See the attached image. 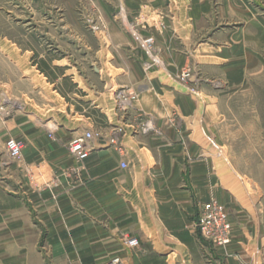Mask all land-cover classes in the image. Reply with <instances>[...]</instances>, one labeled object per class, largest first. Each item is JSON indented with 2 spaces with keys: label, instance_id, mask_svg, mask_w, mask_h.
I'll list each match as a JSON object with an SVG mask.
<instances>
[{
  "label": "crops",
  "instance_id": "1",
  "mask_svg": "<svg viewBox=\"0 0 264 264\" xmlns=\"http://www.w3.org/2000/svg\"><path fill=\"white\" fill-rule=\"evenodd\" d=\"M165 3L120 0L128 22L133 10L161 15ZM205 9L196 0L189 27ZM172 16L138 35L109 30L113 85L138 94L129 119L143 113L150 125L125 136L123 156L108 144L111 132H100L88 159L75 161L68 143L90 130L81 124L51 131L28 122L0 131V138L23 143L22 165L11 161L0 170V264H105L114 257L124 264H264V158L254 155L264 150V97L252 92L264 90V44L246 47L254 36L235 32L216 36L228 47L202 48L208 71L226 77L228 89L244 99L203 90L199 102L177 91L182 38ZM137 36L153 37L159 68L143 70L147 55ZM238 99L242 116L234 110ZM3 156L0 151V169ZM211 199L226 207L231 223L223 247L203 240L196 227L199 207ZM125 237L136 238L137 248L128 249Z\"/></svg>",
  "mask_w": 264,
  "mask_h": 264
},
{
  "label": "rangeland",
  "instance_id": "2",
  "mask_svg": "<svg viewBox=\"0 0 264 264\" xmlns=\"http://www.w3.org/2000/svg\"><path fill=\"white\" fill-rule=\"evenodd\" d=\"M198 1L206 6L205 15L195 27H189L196 0H165L161 15L149 9L133 10L134 13L129 12L127 16L129 22L120 0H0V131L7 127L20 130L28 122L49 124L51 131L59 128L69 131L81 124L99 135L98 138L100 132H111L109 138L115 134L118 144L113 147L123 156L119 148L123 147L125 136H133L150 125L143 113L138 119H129L138 104V94L113 85L111 78L115 74L109 64V37L112 38L109 30L113 25L122 34L138 35V31H150L154 22L171 15L176 23H181L178 51L183 57L176 78L178 94L199 102L203 90L210 96L237 92L239 97V91L228 89L226 77L208 71L203 63L209 59L201 57L207 52L200 50L207 45L228 47V43L216 36L235 32L254 36L253 42L244 44L246 47L257 40L264 44V0ZM229 4H235V10L228 8ZM185 39L187 42H183ZM142 49L147 55L143 70L159 68L162 58L156 44L148 53ZM245 76L248 80L251 77ZM105 80L110 86L104 85ZM121 91L134 92L136 99L122 104ZM252 92L253 97H264V90L253 89ZM239 98L244 99L243 94ZM240 101H235L237 115L243 114L245 109L244 102ZM23 121L24 125L18 126ZM9 139L0 138L3 174L4 163H23V155L19 159L9 157L5 147ZM261 140L264 142V138ZM211 144L216 146L213 141ZM248 150L247 158L251 157ZM257 153L254 155L264 158L262 148ZM221 161H228L225 154L221 155ZM4 188L9 189L5 185Z\"/></svg>",
  "mask_w": 264,
  "mask_h": 264
},
{
  "label": "built area",
  "instance_id": "3",
  "mask_svg": "<svg viewBox=\"0 0 264 264\" xmlns=\"http://www.w3.org/2000/svg\"><path fill=\"white\" fill-rule=\"evenodd\" d=\"M137 38H139L137 36ZM141 40L140 45L148 52H150L154 46L153 37L139 38ZM119 99H123L120 102L125 105L136 99V95L132 91H121ZM122 103V104H123ZM99 135L85 131L81 135L71 138L68 143V152L71 157L77 162H84L88 159L91 151L93 150V141L98 138ZM117 136L114 134L108 138V144L113 146L118 144ZM6 151L10 158L19 159L23 151V143L16 139H9L6 144ZM119 147V146H118ZM121 145L119 151L122 152ZM122 169L126 168V163L123 161L120 163ZM197 230L200 237L211 243L214 246H226L231 241V223L224 206L211 199L203 203L198 209V222ZM123 244L128 249H135L138 246V241L134 237H125ZM105 264H124L119 257H114Z\"/></svg>",
  "mask_w": 264,
  "mask_h": 264
},
{
  "label": "bare ground",
  "instance_id": "4",
  "mask_svg": "<svg viewBox=\"0 0 264 264\" xmlns=\"http://www.w3.org/2000/svg\"><path fill=\"white\" fill-rule=\"evenodd\" d=\"M50 128V127H49ZM48 129V128H47ZM52 129V128H51Z\"/></svg>",
  "mask_w": 264,
  "mask_h": 264
}]
</instances>
